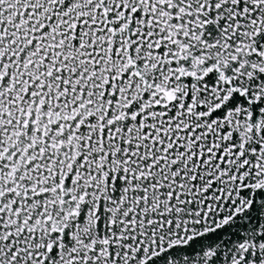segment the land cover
Listing matches in <instances>:
<instances>
[{
	"label": "snow or ice",
	"instance_id": "1",
	"mask_svg": "<svg viewBox=\"0 0 264 264\" xmlns=\"http://www.w3.org/2000/svg\"><path fill=\"white\" fill-rule=\"evenodd\" d=\"M0 264H264V0H0Z\"/></svg>",
	"mask_w": 264,
	"mask_h": 264
}]
</instances>
